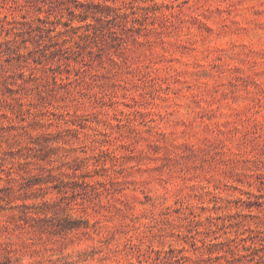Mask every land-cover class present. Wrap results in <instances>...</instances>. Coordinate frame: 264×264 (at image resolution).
Here are the masks:
<instances>
[{
    "label": "rangeland",
    "instance_id": "rangeland-1",
    "mask_svg": "<svg viewBox=\"0 0 264 264\" xmlns=\"http://www.w3.org/2000/svg\"><path fill=\"white\" fill-rule=\"evenodd\" d=\"M5 13L0 264H264V0Z\"/></svg>",
    "mask_w": 264,
    "mask_h": 264
},
{
    "label": "trees",
    "instance_id": "trees-1",
    "mask_svg": "<svg viewBox=\"0 0 264 264\" xmlns=\"http://www.w3.org/2000/svg\"><path fill=\"white\" fill-rule=\"evenodd\" d=\"M4 18L8 19V13H5L3 17H0V26L4 28H8L9 25L13 23V21L7 20L6 23L5 22L3 23V20H5ZM86 34L87 33L83 32L82 34H79V36H84ZM3 172H8V170H6V168L0 163V179L3 178ZM0 192H1V189H0ZM2 201H5V198L3 195L0 194V206H3ZM28 216H31L34 222H39L46 218V217H41L40 215L38 216L31 215L29 210L27 209H23L21 213L14 214L13 218H15V222L17 224L22 225L23 220L26 219V217Z\"/></svg>",
    "mask_w": 264,
    "mask_h": 264
}]
</instances>
